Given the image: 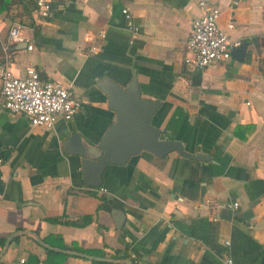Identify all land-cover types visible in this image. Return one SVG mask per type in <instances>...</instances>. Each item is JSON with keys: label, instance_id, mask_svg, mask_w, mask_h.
Wrapping results in <instances>:
<instances>
[{"label": "crops", "instance_id": "0c3cea01", "mask_svg": "<svg viewBox=\"0 0 264 264\" xmlns=\"http://www.w3.org/2000/svg\"><path fill=\"white\" fill-rule=\"evenodd\" d=\"M46 1L50 20L2 0L0 62L18 76L35 66L43 79L70 85L82 104L51 129L0 105V151L8 152L0 159V251L14 235L0 264L30 257L48 264L37 237L113 264H225L226 257L264 264V0L233 7L214 0L220 26L232 22L229 38L247 47L242 59L202 69L184 62L191 22L202 14L198 0ZM13 21L22 24L21 40L9 39ZM132 76L143 98L161 101L152 122L162 134L211 160L142 151L125 165L106 166L103 194L83 185L80 158L64 153L62 142L79 132L95 146L115 117L97 81L125 86ZM84 215L93 216L89 224H72ZM64 254L51 262L91 264Z\"/></svg>", "mask_w": 264, "mask_h": 264}, {"label": "built area", "instance_id": "2783aa9c", "mask_svg": "<svg viewBox=\"0 0 264 264\" xmlns=\"http://www.w3.org/2000/svg\"><path fill=\"white\" fill-rule=\"evenodd\" d=\"M241 1L230 0L229 7L237 6ZM197 4L202 14L191 22L190 34L185 41L184 62L192 68L202 69L228 61L232 57V47H238L240 42L229 38L228 31L234 28L232 22H228L225 28L220 26L221 8L214 0H198ZM36 5L39 18L50 16L52 10L46 0H36ZM122 12L130 20L129 10L124 8ZM21 29L22 24L13 21L9 39L21 40ZM130 29L135 32L138 27L131 25ZM100 33L103 35V32ZM32 49L33 45H28V50ZM81 104L70 85L58 80L42 79L35 66H28L25 73L18 76L10 70L6 60L0 62V105L12 114L26 116L30 125L51 129L59 119H72ZM98 190L103 194L108 193L104 187ZM237 206V202L231 205L233 209ZM224 262L234 264L231 257H226ZM20 263L28 264L26 259H20Z\"/></svg>", "mask_w": 264, "mask_h": 264}, {"label": "water", "instance_id": "95a60500", "mask_svg": "<svg viewBox=\"0 0 264 264\" xmlns=\"http://www.w3.org/2000/svg\"><path fill=\"white\" fill-rule=\"evenodd\" d=\"M246 47V43L239 47H232L231 55L236 59H242ZM96 85L106 95L109 109L115 113L114 122L105 130L95 146L87 140L84 141L79 132L71 133L62 142L64 153L80 158L82 182L85 187H100L103 182L102 174L107 165H125L131 156L142 151L160 158L176 152L181 157L194 161L209 162L211 160V157L203 152H189L181 141L163 135L162 131L153 124V117L160 108L161 101L143 98L136 76H132L125 86L108 77L101 78ZM121 215L124 216V213L122 212ZM13 237L14 235L10 236L5 242L0 251V257ZM36 240L50 250L90 260L113 261L82 251L54 248L38 237ZM124 264H132V262L124 259Z\"/></svg>", "mask_w": 264, "mask_h": 264}, {"label": "trees", "instance_id": "16d2710c", "mask_svg": "<svg viewBox=\"0 0 264 264\" xmlns=\"http://www.w3.org/2000/svg\"><path fill=\"white\" fill-rule=\"evenodd\" d=\"M14 1L22 5L23 13L26 14V15H29V16H30L31 11H33V10H36V11H37L36 0H14ZM1 2H2V0H0V3H1ZM1 6H2V5H1ZM1 6H0V7H1ZM5 6H6V5H4V7H5ZM4 7H3V8H4ZM50 7H51V10H52L51 13L54 12V11H53V7H52V6H50ZM0 10H1V9H0ZM51 18H52L51 15L48 16V17H46V19H49V20H50ZM29 27L33 29L34 34L38 33L39 28H40V27H39L38 25H36L34 22H31V23L29 24ZM40 77L42 78V76H40ZM42 79H43V78H42ZM7 157H8V152H7V151H6V152H5V151H0V159H1V160H5V159H7ZM102 200H103V202H104L105 198H103ZM92 219H93V216H92V215H84V216L80 217L77 221L72 222V224L81 227V226H85V225L89 224V223L92 221ZM49 221H50V222H53V223H56V222L61 221V220L58 219V218H51V219H49ZM58 238H60V237H58ZM4 241H5V239H0V248L2 247ZM51 243H53V242H51ZM53 244H56V243H53ZM58 245H59V246H62L61 243H59ZM73 248H74L75 250L83 251V252H85V253L87 252V251H84V250L77 249L75 246H73ZM46 254H47L46 262H47L48 264H53V263L51 262V257H59V258H61V259H64V257L66 256V255H65L64 253H62V252H58V251H54V250H50V249H46ZM36 261H37V259H36L35 257H30V258H29V261H27V263H28V264H31V263L36 262ZM23 264H24V263H23ZM91 264H113V263H111V262H106V261L91 260ZM134 264H135V262H134Z\"/></svg>", "mask_w": 264, "mask_h": 264}]
</instances>
